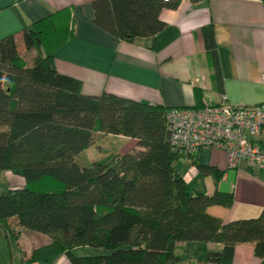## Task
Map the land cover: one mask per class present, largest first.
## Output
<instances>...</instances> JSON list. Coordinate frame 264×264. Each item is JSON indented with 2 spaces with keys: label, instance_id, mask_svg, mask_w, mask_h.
Wrapping results in <instances>:
<instances>
[{
  "label": "trees",
  "instance_id": "obj_1",
  "mask_svg": "<svg viewBox=\"0 0 264 264\" xmlns=\"http://www.w3.org/2000/svg\"><path fill=\"white\" fill-rule=\"evenodd\" d=\"M178 3L96 0L93 21L132 41L160 31L161 11ZM71 22L64 8L0 40V174L24 180L0 194V228L49 237L31 251L33 264L61 253L70 264H172L175 245L191 241L222 245L198 264H231L239 243H252L264 264V210L228 222L209 214L210 206L229 207L232 194L187 189L173 167L182 154L169 141V108L110 93L85 95L78 79L56 72L52 54L72 35ZM103 135L133 138L136 147L109 163L86 161L83 151ZM193 162L217 184L221 170ZM81 246L107 253L75 256Z\"/></svg>",
  "mask_w": 264,
  "mask_h": 264
},
{
  "label": "crops",
  "instance_id": "obj_2",
  "mask_svg": "<svg viewBox=\"0 0 264 264\" xmlns=\"http://www.w3.org/2000/svg\"><path fill=\"white\" fill-rule=\"evenodd\" d=\"M94 1L0 0V40L19 36L24 28L70 8L73 33L53 51L52 63L56 72L78 79L85 95L110 93L169 109L222 101L235 106L264 103V1L179 0L177 8L161 11L165 25L160 31L132 41L120 40L94 23ZM114 136L125 142L117 156L136 147L135 139ZM252 140L264 147V139ZM87 149L82 155L91 162ZM194 158L222 171L217 184L197 169ZM173 167L189 191L232 194L229 207L214 205L207 209L224 222L256 217L264 210V167L243 159L236 168H228L226 154L220 149L185 156ZM4 173L10 189L24 186L21 177ZM9 235L0 228V264H33L27 259L31 251L49 242L46 235L21 229L12 235V247ZM90 248L76 247L72 252L75 256L107 253ZM221 250L220 243L178 242L174 247L178 261L172 264H198L208 252ZM39 264L70 262L61 253ZM231 264H261V260L254 255L252 243H239Z\"/></svg>",
  "mask_w": 264,
  "mask_h": 264
},
{
  "label": "built area",
  "instance_id": "obj_3",
  "mask_svg": "<svg viewBox=\"0 0 264 264\" xmlns=\"http://www.w3.org/2000/svg\"><path fill=\"white\" fill-rule=\"evenodd\" d=\"M166 122L170 144L182 155L220 149L226 154L228 168H236L243 159L264 167V147L252 140L264 139V103L235 106L222 101L170 108Z\"/></svg>",
  "mask_w": 264,
  "mask_h": 264
},
{
  "label": "rangeland",
  "instance_id": "obj_4",
  "mask_svg": "<svg viewBox=\"0 0 264 264\" xmlns=\"http://www.w3.org/2000/svg\"><path fill=\"white\" fill-rule=\"evenodd\" d=\"M124 148L125 142H123L120 138H116L114 135H105L99 137L95 141V143L86 150V155L91 162L95 161L100 163H109L114 159V157L117 156L118 153H122ZM184 157L185 155H181L174 161V163H180L181 161H183ZM10 186L11 185L9 179L5 176V173L2 172L0 174V194L5 193L10 188ZM8 241L10 246H15V241L11 234L8 236ZM184 257L186 256L184 255ZM183 262L184 261H182L181 263ZM27 264L30 263L27 262Z\"/></svg>",
  "mask_w": 264,
  "mask_h": 264
}]
</instances>
